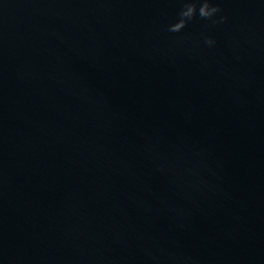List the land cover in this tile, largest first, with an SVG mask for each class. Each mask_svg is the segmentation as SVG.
I'll use <instances>...</instances> for the list:
<instances>
[{
  "label": "water",
  "instance_id": "1",
  "mask_svg": "<svg viewBox=\"0 0 264 264\" xmlns=\"http://www.w3.org/2000/svg\"><path fill=\"white\" fill-rule=\"evenodd\" d=\"M214 3L0 0V264H264V0Z\"/></svg>",
  "mask_w": 264,
  "mask_h": 264
},
{
  "label": "clouds",
  "instance_id": "2",
  "mask_svg": "<svg viewBox=\"0 0 264 264\" xmlns=\"http://www.w3.org/2000/svg\"><path fill=\"white\" fill-rule=\"evenodd\" d=\"M221 12V8L218 4L214 3V0H183V7L179 13V19L174 24L167 27L170 32H181L196 15H199L203 19L215 21L213 18L217 13ZM227 17H222L221 20H226ZM205 43L209 46L215 44V40L211 37H205Z\"/></svg>",
  "mask_w": 264,
  "mask_h": 264
}]
</instances>
